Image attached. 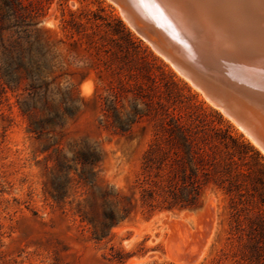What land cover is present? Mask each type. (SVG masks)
<instances>
[{"label":"rangeland","instance_id":"obj_1","mask_svg":"<svg viewBox=\"0 0 264 264\" xmlns=\"http://www.w3.org/2000/svg\"><path fill=\"white\" fill-rule=\"evenodd\" d=\"M143 33L114 0H0V264H232L264 152Z\"/></svg>","mask_w":264,"mask_h":264},{"label":"bare ground","instance_id":"obj_2","mask_svg":"<svg viewBox=\"0 0 264 264\" xmlns=\"http://www.w3.org/2000/svg\"><path fill=\"white\" fill-rule=\"evenodd\" d=\"M114 1L157 52L264 152V0H161L180 3V14L194 20L210 17L216 27L215 42L196 38L185 23L174 28L192 39L169 31L145 0ZM193 7H198L200 18L190 11Z\"/></svg>","mask_w":264,"mask_h":264},{"label":"trees","instance_id":"obj_3","mask_svg":"<svg viewBox=\"0 0 264 264\" xmlns=\"http://www.w3.org/2000/svg\"><path fill=\"white\" fill-rule=\"evenodd\" d=\"M260 201L261 208L256 211H237L239 217L235 220L236 224L230 227V234L234 235L237 247L231 254L232 264H264V196L260 197ZM180 208H186V205H180ZM203 264L223 263L222 258L217 257Z\"/></svg>","mask_w":264,"mask_h":264},{"label":"clouds","instance_id":"obj_4","mask_svg":"<svg viewBox=\"0 0 264 264\" xmlns=\"http://www.w3.org/2000/svg\"><path fill=\"white\" fill-rule=\"evenodd\" d=\"M70 62L72 63V66L73 67H76V68H81V67H84L85 64L87 63L86 61H83V60H80V59H77L75 57H70ZM73 86L72 84V81H71V78L70 77H64V80L62 81L61 85H60V88L63 89V90H68L69 88H71ZM55 99L57 101H59L61 99L60 95L57 94L55 96ZM136 105L139 107V108H143V105L140 104L138 101L135 102ZM127 112L125 113V115L122 117V118H127Z\"/></svg>","mask_w":264,"mask_h":264},{"label":"water","instance_id":"obj_5","mask_svg":"<svg viewBox=\"0 0 264 264\" xmlns=\"http://www.w3.org/2000/svg\"><path fill=\"white\" fill-rule=\"evenodd\" d=\"M262 92H264V91H262ZM262 142H263V144H262V145L264 146V139H263V138H262Z\"/></svg>","mask_w":264,"mask_h":264}]
</instances>
